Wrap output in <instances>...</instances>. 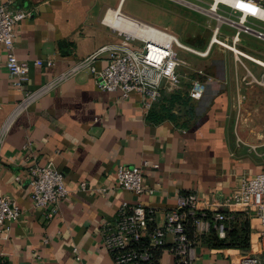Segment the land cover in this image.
Returning <instances> with one entry per match:
<instances>
[{"label": "crops", "instance_id": "crops-1", "mask_svg": "<svg viewBox=\"0 0 264 264\" xmlns=\"http://www.w3.org/2000/svg\"><path fill=\"white\" fill-rule=\"evenodd\" d=\"M126 1L14 0L15 7L30 12L14 27L15 54L29 71L22 86H14L0 44V131L10 120L0 145V196L12 198L21 208L17 221L5 231L0 228V264H114L102 244L103 224L115 218L123 202L151 208L155 224L162 226L179 195L194 193L202 201L210 197L226 201L243 177L264 171L233 137L238 124L233 117L240 107L246 114L239 125L248 129L246 134L259 128L258 136L264 135L263 127L255 123L264 112V85L250 77L260 78L264 67L243 56L236 58L231 50L212 42L217 22L207 14L203 25H193L188 18L182 43L208 53L199 56L182 49L198 58H181L185 64L178 68L180 88L162 91L151 108L142 106L139 93L122 97L119 91L99 89L91 74L83 71L13 116L26 92L121 39L103 23L107 11L117 9L153 26L162 21L160 14L169 18L160 29L175 30V16L169 10L173 6L163 0H134L143 6L139 11L125 8ZM108 24L133 30V22L121 16ZM223 25L229 26L221 23L216 37L231 46L234 29L229 36ZM235 47L264 65L263 40L243 33ZM37 58L43 62L35 65ZM46 59L53 65L47 66ZM106 61L102 54L96 67ZM195 79L212 83L199 99L188 96ZM27 141L31 145L26 147ZM49 162L63 173L68 189L52 218L47 208L33 207L28 193L29 167ZM118 165L142 167L145 191L136 194L119 188ZM81 181L87 182L86 189ZM248 218L249 249L213 246L210 228L195 240L193 264H236L238 256L253 252L260 226L252 215ZM155 264L180 263L167 245Z\"/></svg>", "mask_w": 264, "mask_h": 264}, {"label": "built area", "instance_id": "built-area-1", "mask_svg": "<svg viewBox=\"0 0 264 264\" xmlns=\"http://www.w3.org/2000/svg\"><path fill=\"white\" fill-rule=\"evenodd\" d=\"M238 1L247 5L248 10L219 3V6H225L233 13L226 12L225 14L216 11L217 25L213 29L211 41L231 50L236 58L243 56L264 67L258 60L235 47V42L243 33L251 34L264 41V26L255 22L264 24V0ZM29 15L28 10L15 7L14 0L0 1V44L5 50L6 66L12 83L16 87H21L22 82L27 78L29 65L15 54L14 27ZM125 17L134 23L132 25L134 28L145 30V33L136 34L114 28L103 20V23L116 31L121 39L99 47L96 51L68 66L48 83L36 90L26 92L15 108L13 116L28 108L37 98L60 82L83 71L91 74L95 85L101 90L119 91L122 97H128L134 92L139 93L142 106L149 109L161 96L162 91L174 92L180 88L181 78L178 68L183 61L178 56L175 47L199 56L208 53V49L200 51L183 44L166 29ZM221 23H227L234 29L231 46L226 45L225 39L218 37L213 41L219 33ZM102 54H106V64L97 68L96 62L101 59ZM42 62L43 60L39 58L33 61L35 65ZM44 62L47 66L53 65L51 59H46ZM250 77L256 83L264 85V75L256 78L250 74ZM204 90L205 83L195 79L188 90V96L192 99H199ZM9 122L10 120L5 122L0 131V145ZM30 145V141L25 143L26 147ZM147 165L145 161L143 166ZM152 166L157 167L156 164ZM142 174V167L118 165L116 185L123 190L140 194L145 191ZM80 186L86 189L87 182L81 181ZM28 193L33 207H45L47 216L54 217L58 213L60 201L68 194L63 173L50 162L31 165ZM201 204H203L202 207ZM224 209H227L228 213L223 212ZM207 211L213 213V226L216 235L220 238L226 235V221L232 219L230 213L242 211L248 216L252 215L260 226L256 249L253 252L248 251L242 254L236 264H264V171L257 172L250 177H243L226 201H218L214 197L202 201L194 193L179 195L175 206L166 211L162 226L155 224L154 211L151 208L142 204L130 205L123 202L117 209L115 218L103 224L102 244L111 253L114 264H143L152 260V248L164 245L167 235H170L169 250L177 262L193 264L195 241L188 237L186 224L189 222L192 224L196 235L209 231L212 224L205 217ZM20 215L21 208L15 200L0 196V228L3 231L7 230L9 223L17 221Z\"/></svg>", "mask_w": 264, "mask_h": 264}, {"label": "rangeland", "instance_id": "rangeland-1", "mask_svg": "<svg viewBox=\"0 0 264 264\" xmlns=\"http://www.w3.org/2000/svg\"><path fill=\"white\" fill-rule=\"evenodd\" d=\"M162 1V0H159ZM165 2V4H167L169 7L173 6L171 9H169L170 11H172V13L174 14V23H172V27L175 28V30L171 31L169 29H167L169 32L173 33L174 35H176V37L178 38V40L180 42H184V38L183 35L186 34L187 31V20L188 18L191 19V21L193 22V25H203L204 24V14L210 15L209 13H206L205 11H201L200 9L198 10V8L192 7L190 5L184 4L182 2H179L177 0H163ZM162 1V2H163ZM190 2L191 4L197 5L205 10H213V12L216 14V11L218 13H225L226 12H230L233 13L229 8L225 7V6H219L217 1L215 0H185ZM226 2H228V0H224ZM231 3V2H230ZM232 4V3H231ZM234 5V4H232ZM235 6V5H234ZM219 7V9H218ZM125 8L131 9L133 8V10L135 11H139L140 9L143 10V6H140L137 2H135L134 0H127L126 4H125ZM173 9V10H172ZM109 10V9H108ZM225 11V12H224ZM152 16H154V14H152ZM230 16V15H229ZM158 18H161L162 21L157 22L159 28H164V25H162V23H164L165 21H167L169 18L165 17V16H160V14H158L157 16ZM213 18H215L213 16ZM186 20V21H185ZM126 21V20H123ZM214 21V20H213ZM216 21V19H215ZM255 21V20H254ZM105 22V21H104ZM258 25L264 26V24L255 21ZM105 23H109V22H105ZM213 23V22H212ZM109 25V24H108ZM134 25V24H131ZM113 26H118L119 25H113ZM171 26V25H169ZM212 27L214 25H211ZM171 27V28H172ZM133 30H137L133 27ZM222 31H224L226 34H228L229 36L233 33V28L223 25L222 27ZM217 40V38H216ZM227 46H229V44L227 43ZM175 50L178 53V56L180 58H188V56H194V59H197L198 56L196 57V55L194 54H190L187 53L186 51L175 47ZM185 63H183L182 65H184ZM180 68V67H179ZM194 74H198L197 72H193ZM194 77H192L193 79ZM202 81V80H201ZM204 82V81H203ZM211 82L205 84V89L207 87H211L212 83ZM206 90H204L205 92ZM242 101L244 102V97H242ZM189 102V100H188ZM240 107V106H239ZM237 111L234 114V125H236V121H237V126L234 129L233 132V137L236 141V144H238V146L243 147L244 150L248 153L251 154L253 156V161H254V165L255 166H259V168H263L264 169V135L262 136H258V130L259 128H249L250 130L253 129L251 132H249L248 134L247 131L248 129H244L242 126L239 125V122L242 121V118L245 117L246 112L240 109H236ZM262 116L260 118H258L255 123L256 126H261L263 127L262 129V133H264V112H261ZM241 123V122H240ZM256 130V133H255ZM251 134V135H250ZM238 138V139H237ZM240 256H238L237 261L239 260Z\"/></svg>", "mask_w": 264, "mask_h": 264}, {"label": "trees", "instance_id": "trees-1", "mask_svg": "<svg viewBox=\"0 0 264 264\" xmlns=\"http://www.w3.org/2000/svg\"><path fill=\"white\" fill-rule=\"evenodd\" d=\"M223 212L228 213L227 210H223ZM213 213L207 211L206 218L211 221L212 224V234L211 235V243L213 246L218 247H234L239 249H249V234H250V223L248 215L242 211H235L232 214V219L226 221V235L224 238H220L216 235L214 229V220H213ZM186 232L188 237L195 241L199 235L194 233V227L189 222L186 224ZM170 244L160 245L156 248H152V260L150 262H146L143 264H155L160 252L165 248V246Z\"/></svg>", "mask_w": 264, "mask_h": 264}, {"label": "bare ground", "instance_id": "bare-ground-1", "mask_svg": "<svg viewBox=\"0 0 264 264\" xmlns=\"http://www.w3.org/2000/svg\"><path fill=\"white\" fill-rule=\"evenodd\" d=\"M177 1L182 2V3H184V4H187V5H190V6H192V7L198 8V10L200 9L201 11H205L206 13H209L211 16H214V17L217 18V15L213 12V10H209V11H208V10H205V9H203V8L197 6V5L191 4L190 2L185 1V0H177ZM215 1H217L218 5H219L220 2H222V3H225V4L230 5V6H232V7H237V8L243 9V10H248V6L245 5L244 3L238 1V0H228V2H226V1H224V0H215ZM230 2H231L232 4H234L235 6L232 5ZM107 12H108V13H107ZM107 12H106L107 15L105 14L106 17L104 16V19H106L107 22H113L117 16H121V17L127 18V17H125L124 15L118 13V10H117V9H115V10H109V11H107ZM104 19H103V20H104ZM127 19H128V18H127ZM106 24H107V23H106ZM133 24H134V23H133ZM111 26L114 27V28H119V29H121V30H125V31H127V32H134V33H136V34H143V33H145V30H138V29H137V30H126V29H123L122 27L113 26V25H111ZM135 29H136V28H135ZM216 38H217V37L213 38V41H215ZM226 45H227V43H226ZM229 46H230V44H229ZM257 60H258V59H257ZM258 61H259V60H258Z\"/></svg>", "mask_w": 264, "mask_h": 264}, {"label": "water", "instance_id": "water-1", "mask_svg": "<svg viewBox=\"0 0 264 264\" xmlns=\"http://www.w3.org/2000/svg\"><path fill=\"white\" fill-rule=\"evenodd\" d=\"M118 13H120L119 10H118ZM247 252H248V251H246V253H247Z\"/></svg>", "mask_w": 264, "mask_h": 264}]
</instances>
